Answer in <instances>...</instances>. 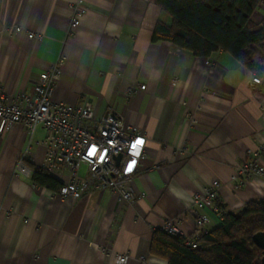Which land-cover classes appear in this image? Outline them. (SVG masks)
<instances>
[{"label": "crops", "instance_id": "obj_1", "mask_svg": "<svg viewBox=\"0 0 264 264\" xmlns=\"http://www.w3.org/2000/svg\"><path fill=\"white\" fill-rule=\"evenodd\" d=\"M81 1L71 30L78 0H0V97L32 95L34 80L61 60L54 101L90 106L95 123L112 114L145 136L133 200L97 188L60 199L36 184L46 131L15 124L0 134V264H167L150 253L153 235L167 221L185 238L196 234L193 194L218 182L217 202L232 213L264 200V175H238L248 159L264 167V57L257 75L225 52L197 58L153 41L156 23H171L155 0ZM251 20L264 23V0ZM46 172L60 186L70 181L68 168ZM87 176L81 165L78 177ZM203 213L205 231L220 224Z\"/></svg>", "mask_w": 264, "mask_h": 264}, {"label": "built area", "instance_id": "obj_2", "mask_svg": "<svg viewBox=\"0 0 264 264\" xmlns=\"http://www.w3.org/2000/svg\"><path fill=\"white\" fill-rule=\"evenodd\" d=\"M81 0L74 6V16L70 29L75 30L79 19L84 14L80 6ZM15 31L20 32L21 28ZM30 39L40 36L28 34ZM61 60L60 63L61 64ZM208 61L205 63L208 65ZM53 64L42 72L33 84V94L18 95L14 100L5 103L0 97V134L15 124H23L33 132L41 125L46 131L45 159L43 168L49 172L68 168L70 181L63 184L56 195L60 199H78L92 188L105 190L120 201L133 200V178L140 171L141 162L145 159V136L136 128L125 126L112 114L95 123L93 109L90 106L71 108L64 103L54 101L53 94L61 77L60 65ZM252 85H260L259 77L251 79ZM144 86L140 89L144 90ZM23 103L24 107L20 104ZM142 141V143H137ZM121 156L118 165L115 158ZM81 165L87 167V179L78 177ZM20 171L26 168L20 164ZM238 175L249 178L263 176L264 167L255 160L248 159L238 168ZM218 182H213L203 192L192 195L191 202L195 209L191 210L196 228V235L201 234L209 222L203 211L212 210L218 218H223L225 211L217 204ZM162 232L172 236H182L180 230L167 221L161 227ZM187 244H190L187 243ZM196 247V244H192ZM126 256H119L118 263H125Z\"/></svg>", "mask_w": 264, "mask_h": 264}, {"label": "trees", "instance_id": "obj_3", "mask_svg": "<svg viewBox=\"0 0 264 264\" xmlns=\"http://www.w3.org/2000/svg\"><path fill=\"white\" fill-rule=\"evenodd\" d=\"M262 2L155 0L171 23L158 21L153 41H167L197 58L208 59L225 52L260 75L258 60L264 57V23L254 24L251 15ZM32 180L41 186L61 187L42 167L34 168ZM224 215L218 218L217 227L209 231L203 229L201 234L190 238L168 235L160 230L155 232L150 253L167 264H261L263 250L252 237L264 233V200L250 202L239 212H225Z\"/></svg>", "mask_w": 264, "mask_h": 264}, {"label": "water", "instance_id": "obj_4", "mask_svg": "<svg viewBox=\"0 0 264 264\" xmlns=\"http://www.w3.org/2000/svg\"><path fill=\"white\" fill-rule=\"evenodd\" d=\"M121 160V156H118L115 158V162L118 165V163ZM253 242L260 248L263 250V255H264V233H257L252 237ZM261 264H264V256L262 259Z\"/></svg>", "mask_w": 264, "mask_h": 264}, {"label": "snow or ice", "instance_id": "obj_5", "mask_svg": "<svg viewBox=\"0 0 264 264\" xmlns=\"http://www.w3.org/2000/svg\"><path fill=\"white\" fill-rule=\"evenodd\" d=\"M137 143H142V141H138Z\"/></svg>", "mask_w": 264, "mask_h": 264}]
</instances>
